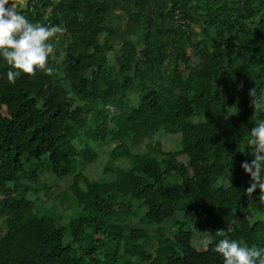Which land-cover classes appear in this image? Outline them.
Here are the masks:
<instances>
[{
  "label": "trees",
  "instance_id": "1",
  "mask_svg": "<svg viewBox=\"0 0 264 264\" xmlns=\"http://www.w3.org/2000/svg\"><path fill=\"white\" fill-rule=\"evenodd\" d=\"M18 11L64 32L48 41L51 75L21 73L10 84L0 56V264H120L122 248L138 256L124 264H224L214 251L224 237L264 248V203L259 188L249 199L241 167L264 123V0H29ZM161 129L181 134L178 150L129 149ZM107 143L112 178L79 173L69 187L78 216L61 225L41 215L24 180L46 166L75 174ZM119 158L129 167L110 169ZM134 200L159 231L155 253L140 243L147 231L129 223ZM180 213L210 235L203 250L182 220L174 238L164 234Z\"/></svg>",
  "mask_w": 264,
  "mask_h": 264
},
{
  "label": "clouds",
  "instance_id": "2",
  "mask_svg": "<svg viewBox=\"0 0 264 264\" xmlns=\"http://www.w3.org/2000/svg\"><path fill=\"white\" fill-rule=\"evenodd\" d=\"M25 6L26 0H0V56L10 66L7 72L10 84H15L21 73L34 77L37 70H40L51 75L54 69L48 67V59L54 49L48 41L53 37L58 39V34L64 32L59 25L46 27L30 22L18 11ZM249 95L256 110L261 105L255 88L250 90ZM251 136L247 146L252 149L254 159L251 162L245 160L241 164L242 169L251 177L246 193L251 199L259 188V200L264 203V123L257 124L251 130ZM232 223L234 221L228 223L229 232L233 231ZM220 235H223V230H220ZM207 243L205 240V246ZM214 251L223 257L224 264H264V248L242 246L227 237L215 244Z\"/></svg>",
  "mask_w": 264,
  "mask_h": 264
},
{
  "label": "rangeland",
  "instance_id": "3",
  "mask_svg": "<svg viewBox=\"0 0 264 264\" xmlns=\"http://www.w3.org/2000/svg\"><path fill=\"white\" fill-rule=\"evenodd\" d=\"M194 32L197 36V31L194 30ZM226 102L227 98L223 96V103L226 104ZM97 105H100V103L98 102ZM180 139L181 134H171L161 129L143 138L138 144L129 142L128 147L131 151L135 153L146 151L149 145H161L162 149L165 151H176L180 148ZM95 146L98 152L97 160L89 164H79L76 170L77 172L75 174H70L63 178H59L46 166L44 168H40L37 171V179L33 180L31 178H28L24 180V182L28 184L33 190H37L36 196L38 201L36 202V207L38 208L39 213L41 215L53 216L61 225L68 224L72 218L78 216V208L75 204L70 203V201H72L73 199L68 197L69 187L73 183L75 175L82 173L87 177L96 180H107L112 178V171L106 173L105 169L108 166L110 160V151L113 149L114 144L107 143ZM178 157L183 162H187V159L183 154H179ZM26 158L27 156H25V160ZM119 166L129 167V163L125 158L112 160L110 169L113 168V170H116ZM138 204L139 201L135 200L132 203V211L135 212V216L131 217L129 223L135 228H141L147 231L148 235L142 237L140 239V243L146 251L155 253V248L158 245L157 238L160 235L159 231L156 225L147 222L143 218L147 209L138 206ZM176 220L184 221L186 224L185 228L194 231L192 224L186 221L180 213L176 218L169 219L164 223L165 226H163V228L166 227L164 229V234L167 237L174 238L177 231V228L175 227ZM4 229V217L0 216V232H2ZM68 239H71V237L69 235H66V240ZM205 240H210V235L208 233L194 231V239L192 241V246L198 250H203ZM87 245V242H82L80 244L75 245L77 247L78 256H87L86 251L83 250V248H85ZM242 246L246 245L243 244ZM101 252L104 253L106 251L104 250ZM119 261L120 264H124L125 261L136 263L138 262V256H128L122 248L120 252ZM84 263L88 264L89 261L85 259ZM142 264H149V262L144 260Z\"/></svg>",
  "mask_w": 264,
  "mask_h": 264
},
{
  "label": "built area",
  "instance_id": "4",
  "mask_svg": "<svg viewBox=\"0 0 264 264\" xmlns=\"http://www.w3.org/2000/svg\"><path fill=\"white\" fill-rule=\"evenodd\" d=\"M51 10H52V7L51 6L47 8V10H46V15L47 16H50L51 15V12H52Z\"/></svg>",
  "mask_w": 264,
  "mask_h": 264
},
{
  "label": "crops",
  "instance_id": "5",
  "mask_svg": "<svg viewBox=\"0 0 264 264\" xmlns=\"http://www.w3.org/2000/svg\"><path fill=\"white\" fill-rule=\"evenodd\" d=\"M29 0H26V4L28 3Z\"/></svg>",
  "mask_w": 264,
  "mask_h": 264
}]
</instances>
